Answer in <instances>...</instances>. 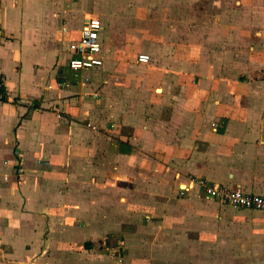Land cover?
<instances>
[{
  "label": "crops",
  "instance_id": "1",
  "mask_svg": "<svg viewBox=\"0 0 264 264\" xmlns=\"http://www.w3.org/2000/svg\"><path fill=\"white\" fill-rule=\"evenodd\" d=\"M84 15L102 64L71 71ZM0 80V264H150L181 223L264 260V213L195 185L264 197V0H0Z\"/></svg>",
  "mask_w": 264,
  "mask_h": 264
},
{
  "label": "built area",
  "instance_id": "2",
  "mask_svg": "<svg viewBox=\"0 0 264 264\" xmlns=\"http://www.w3.org/2000/svg\"><path fill=\"white\" fill-rule=\"evenodd\" d=\"M100 22L97 18H85L79 28L75 40L69 41L67 46L68 57L66 67L71 71H85L98 68L102 64L100 55ZM136 61L146 64L148 57L138 55ZM3 101L2 82L0 80V103ZM195 185L201 196L206 200H214L233 209L255 210L264 213V197L254 194H245L238 189H230L223 185L207 184L197 180Z\"/></svg>",
  "mask_w": 264,
  "mask_h": 264
},
{
  "label": "rangeland",
  "instance_id": "3",
  "mask_svg": "<svg viewBox=\"0 0 264 264\" xmlns=\"http://www.w3.org/2000/svg\"><path fill=\"white\" fill-rule=\"evenodd\" d=\"M85 16L86 15L82 16V18ZM232 210L236 211L234 209ZM246 217L249 216L246 215ZM253 218L254 217H249V220ZM246 220L248 219H244V222H246ZM178 226H180L179 229H165L164 231L161 229L158 233H156V229L153 228L148 230L147 234L149 238H145L143 243H145L147 249H149L146 258L149 259L150 264H194L198 261L199 264H252L253 259H257L261 264H264V260L260 259L255 251L252 252L250 250L249 253L242 249H240L241 251H244L242 253L239 249L238 251L232 250V254L227 255V258H229L227 260L222 259V256L220 255H213V258L210 259L200 253L195 254L192 252L193 248L192 243L190 242L198 239L195 232L189 231L184 223H181ZM216 242L223 241L219 238ZM216 242L213 244V253L216 252V249L220 248L219 245H216L218 244ZM196 244L198 246L200 245L198 242H196ZM219 244H224V242ZM202 247H204V244L201 243V248ZM121 263L126 264L125 261H122Z\"/></svg>",
  "mask_w": 264,
  "mask_h": 264
}]
</instances>
